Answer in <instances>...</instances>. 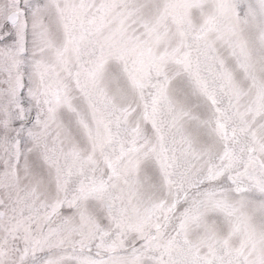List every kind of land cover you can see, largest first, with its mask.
<instances>
[{
  "label": "snow or ice",
  "instance_id": "obj_1",
  "mask_svg": "<svg viewBox=\"0 0 264 264\" xmlns=\"http://www.w3.org/2000/svg\"><path fill=\"white\" fill-rule=\"evenodd\" d=\"M0 264H264V0H0Z\"/></svg>",
  "mask_w": 264,
  "mask_h": 264
}]
</instances>
